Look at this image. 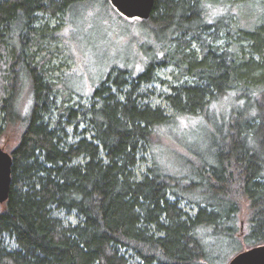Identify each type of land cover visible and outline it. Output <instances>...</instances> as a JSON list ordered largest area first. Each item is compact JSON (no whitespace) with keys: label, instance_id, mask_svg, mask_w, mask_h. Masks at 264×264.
<instances>
[{"label":"trees","instance_id":"1","mask_svg":"<svg viewBox=\"0 0 264 264\" xmlns=\"http://www.w3.org/2000/svg\"><path fill=\"white\" fill-rule=\"evenodd\" d=\"M86 2L124 17L109 0H0V117L21 132L0 208V264H229L264 245V0H155L148 20L131 19L153 45L137 51L142 70L111 69L75 109L58 105L52 69L32 50L60 38L48 19L68 22ZM169 67L178 72L164 95L171 113L135 97ZM182 119L199 120L185 141L174 132ZM162 130L181 145L174 166L159 151ZM145 150L153 165L140 175Z\"/></svg>","mask_w":264,"mask_h":264},{"label":"rangeland","instance_id":"2","mask_svg":"<svg viewBox=\"0 0 264 264\" xmlns=\"http://www.w3.org/2000/svg\"><path fill=\"white\" fill-rule=\"evenodd\" d=\"M75 7L68 22L48 19L51 28L57 29L56 34L60 38L55 41H45L40 46L34 47L32 51L37 52V62L42 61L47 68L52 69L50 80L57 83L55 97L58 100V105H74L75 109H78L79 104H91L93 99L90 96L94 87L99 86L98 82L108 75L111 69L115 75L118 68H123L124 64L132 63L130 68L123 69H127L130 73L133 72L135 75L138 74L143 68V61L142 58L141 62L136 60L137 51L143 53L141 46L153 45L145 42V36L138 38L143 33L139 20L127 19L120 15L119 17L101 2H86ZM223 44H227V40H224ZM242 47L246 52L250 51L249 42H244ZM147 50L145 49V51ZM177 74L178 72L172 67L158 69L157 76L160 81L155 84L141 85L137 89L135 97L142 96L140 97L142 104H149L152 107L161 106L171 113L172 111L164 102V95L171 93L170 86L172 84L177 85L175 84ZM130 79L129 75L128 80L132 84L133 81ZM72 90H76V94H71ZM31 104V94L27 91L21 96L22 112L27 113ZM224 107V104H215L212 109L220 111ZM198 123L199 120L196 119H182L180 126L174 130L177 140L180 138H183L184 141L187 140L184 133L193 130ZM1 125L3 128L0 127V146L11 154L19 142L21 132L19 128H5L0 117ZM160 135L162 139H159L158 145L162 159L174 166L171 154L177 151L178 153L175 155L179 159L181 145L172 137L173 135L168 133V130H162ZM199 135L201 136V134ZM153 159L151 150L143 151L140 154L136 172L140 175L146 173L147 169L152 167ZM181 205L190 213L195 214L197 211L186 202H182ZM2 207L0 205V208ZM56 215L68 224H77L80 221V217L75 213L68 214L60 211ZM241 228L242 232L246 228L244 220ZM4 241L7 247L15 248L14 242L9 237H6ZM227 260L228 257L224 256L217 261V264H228Z\"/></svg>","mask_w":264,"mask_h":264},{"label":"water","instance_id":"3","mask_svg":"<svg viewBox=\"0 0 264 264\" xmlns=\"http://www.w3.org/2000/svg\"><path fill=\"white\" fill-rule=\"evenodd\" d=\"M122 16L148 20L155 0H109ZM12 156L0 146V205L9 199L11 189ZM229 264H264V245L253 247L235 256Z\"/></svg>","mask_w":264,"mask_h":264}]
</instances>
